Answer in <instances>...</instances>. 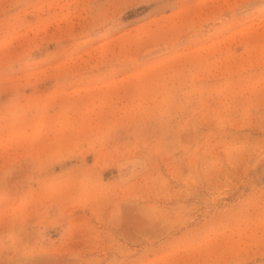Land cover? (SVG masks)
<instances>
[{"label": "rangeland", "instance_id": "rangeland-1", "mask_svg": "<svg viewBox=\"0 0 264 264\" xmlns=\"http://www.w3.org/2000/svg\"><path fill=\"white\" fill-rule=\"evenodd\" d=\"M0 264H264V0H0Z\"/></svg>", "mask_w": 264, "mask_h": 264}]
</instances>
